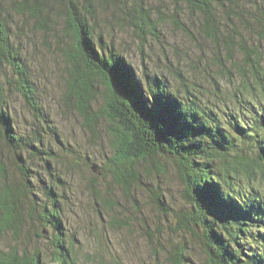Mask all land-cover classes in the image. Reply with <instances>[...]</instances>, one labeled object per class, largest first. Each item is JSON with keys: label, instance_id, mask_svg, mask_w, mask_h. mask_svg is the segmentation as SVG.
<instances>
[{"label": "trees", "instance_id": "obj_1", "mask_svg": "<svg viewBox=\"0 0 264 264\" xmlns=\"http://www.w3.org/2000/svg\"><path fill=\"white\" fill-rule=\"evenodd\" d=\"M148 1L126 5L119 0L113 13L117 24L127 17L131 33L143 35ZM168 1L172 24L197 45L200 57L209 58L205 91L197 83L191 89L177 68L179 85L173 89L161 72L137 75L114 47L113 26L101 20L99 0H0V264H77L74 238L67 235L62 215L65 181L51 166L55 152L42 134L50 126L43 120L45 127L38 124L19 134L6 101L1 73L9 66L17 90L39 114L11 31V13L31 19L45 33L61 19L62 35L54 38L57 47L62 38L69 39L59 47L67 71L64 105L76 110L93 137L99 119L112 126L115 154L99 174L107 171L128 196L143 183L144 166L160 170L159 158L175 166L185 207L174 211L158 193L151 196L164 213H173L176 241L165 252L167 264H188V235L195 238L203 264H264V0ZM50 3L59 5L53 20ZM98 5L103 9V0ZM184 17L194 20L198 37L181 21ZM149 25L158 33L156 24ZM99 96L97 112L93 106ZM36 161L43 162L50 183L33 176ZM8 165L15 167V178ZM87 187L97 214H112L110 225L118 224L114 202L94 179ZM25 232L26 241L34 237L36 245L25 242ZM5 236L9 244H3Z\"/></svg>", "mask_w": 264, "mask_h": 264}, {"label": "rangeland", "instance_id": "obj_2", "mask_svg": "<svg viewBox=\"0 0 264 264\" xmlns=\"http://www.w3.org/2000/svg\"><path fill=\"white\" fill-rule=\"evenodd\" d=\"M118 1L103 0L104 10L98 5L99 2L96 3L97 9L100 11L101 20L113 26L114 47L128 57L137 75L161 72L173 89L179 85V80L173 74L177 68L191 89H197L193 83H197L202 89L209 87L204 79L207 76L205 68L210 66L209 58L200 57L201 52L197 45L193 44L180 28L172 24L173 7L168 0L147 2L146 21L156 24L158 33H154L151 26L145 24L141 26L144 32L143 35L140 33V37L134 32L131 33L129 26L131 29L133 26L127 22V17H123L126 23L117 24L113 13ZM124 2L127 5L129 0ZM49 8H52L50 16L53 20L59 5L50 3ZM9 18L11 31L17 37L16 42L21 50L24 70L35 90L36 102L40 108L37 114L28 107L24 97L17 90L16 75L6 66L2 70L1 81L9 112L19 134L30 133L38 124L45 127L43 120L50 126V129L45 128L42 134L48 142L47 147L55 152L56 158L55 161L51 160V166L65 181L62 215L67 235L74 238L77 264H167L165 252L171 249L176 241L172 232L173 213H164L151 196L158 193L174 211L185 207L175 166L166 158L158 159L157 166L160 170L144 166L141 169L143 183L134 186L128 196L112 181L107 171H104V175L99 174L100 168H107L109 160L115 154L110 137L112 126L107 120L99 119L97 136L93 137L84 129L83 120L76 110L64 105L67 71L59 47L67 45L69 39L62 38L57 47L54 38L56 35H62L61 19L57 20L51 32L45 33L37 28L31 19L14 13H11ZM181 21L198 37L193 19L184 17ZM198 39L201 48L207 49L202 39ZM143 40L145 41L140 50L139 44ZM165 66L170 70L165 69ZM98 89L102 92L103 87L98 85ZM93 107L97 112L100 110L101 96ZM52 128L57 138L56 134L50 131ZM84 159L91 164L86 165ZM25 160L26 164L28 162L31 166L29 158ZM35 164L33 176L42 175L44 180L50 183L47 174L42 170L43 162L36 161ZM91 165L99 172L92 170ZM7 167L9 176L15 178V167ZM89 178L94 179L100 192L114 202L113 218L119 222L113 227L109 223L112 214L102 218L97 214V207L87 187ZM26 237L25 232V242L33 247L34 237L31 242L26 241ZM9 238L5 236L3 244H9ZM187 241L191 246L187 253L188 264H203L195 238L188 235Z\"/></svg>", "mask_w": 264, "mask_h": 264}, {"label": "water", "instance_id": "obj_3", "mask_svg": "<svg viewBox=\"0 0 264 264\" xmlns=\"http://www.w3.org/2000/svg\"><path fill=\"white\" fill-rule=\"evenodd\" d=\"M92 170H95V168H94V167H92Z\"/></svg>", "mask_w": 264, "mask_h": 264}]
</instances>
